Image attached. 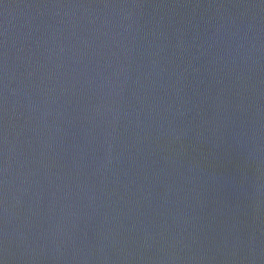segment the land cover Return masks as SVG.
Wrapping results in <instances>:
<instances>
[{
  "label": "water",
  "instance_id": "95a60500",
  "mask_svg": "<svg viewBox=\"0 0 264 264\" xmlns=\"http://www.w3.org/2000/svg\"><path fill=\"white\" fill-rule=\"evenodd\" d=\"M0 264H264V0H0Z\"/></svg>",
  "mask_w": 264,
  "mask_h": 264
}]
</instances>
